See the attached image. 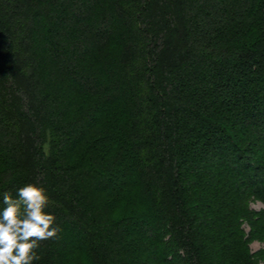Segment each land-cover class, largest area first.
Segmentation results:
<instances>
[{"label":"trees","instance_id":"16d2710c","mask_svg":"<svg viewBox=\"0 0 264 264\" xmlns=\"http://www.w3.org/2000/svg\"><path fill=\"white\" fill-rule=\"evenodd\" d=\"M26 183L60 228L34 264H258L264 0H0V192Z\"/></svg>","mask_w":264,"mask_h":264},{"label":"clouds","instance_id":"9594fccd","mask_svg":"<svg viewBox=\"0 0 264 264\" xmlns=\"http://www.w3.org/2000/svg\"><path fill=\"white\" fill-rule=\"evenodd\" d=\"M47 187L26 183L0 192V264H34L40 242L57 237L56 215L49 211Z\"/></svg>","mask_w":264,"mask_h":264},{"label":"rangeland","instance_id":"374dc122","mask_svg":"<svg viewBox=\"0 0 264 264\" xmlns=\"http://www.w3.org/2000/svg\"><path fill=\"white\" fill-rule=\"evenodd\" d=\"M49 149V146H46V150ZM250 208L256 212L264 211V203L260 200L251 198L249 201ZM242 228H244L246 233H250L252 228L248 223H244ZM249 248L256 255V260L258 264H264V238L259 236L251 237L249 241Z\"/></svg>","mask_w":264,"mask_h":264}]
</instances>
